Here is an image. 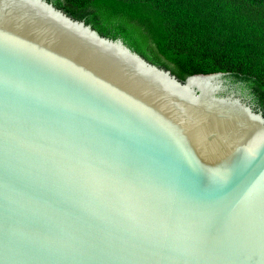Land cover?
Here are the masks:
<instances>
[{"label":"water","instance_id":"obj_1","mask_svg":"<svg viewBox=\"0 0 264 264\" xmlns=\"http://www.w3.org/2000/svg\"><path fill=\"white\" fill-rule=\"evenodd\" d=\"M49 0H0V264H264V116Z\"/></svg>","mask_w":264,"mask_h":264},{"label":"trees","instance_id":"obj_2","mask_svg":"<svg viewBox=\"0 0 264 264\" xmlns=\"http://www.w3.org/2000/svg\"><path fill=\"white\" fill-rule=\"evenodd\" d=\"M179 79L227 74L264 116V0H49Z\"/></svg>","mask_w":264,"mask_h":264},{"label":"rangeland","instance_id":"obj_3","mask_svg":"<svg viewBox=\"0 0 264 264\" xmlns=\"http://www.w3.org/2000/svg\"><path fill=\"white\" fill-rule=\"evenodd\" d=\"M229 83H230V81H229ZM242 86V85H241ZM240 86V84L239 83H236L235 85L234 84H232V83H230V87H231V89L232 90H230V88L228 89V92H233L234 94H236V95H238V96H240L241 97V95H242V93H241V91L243 92V93H245L246 94V92H249L247 89H243L242 87ZM241 94V95H240ZM248 99V97L246 98V99H244V100H247ZM250 104V103H249ZM250 106L254 109V110H256L255 109V107L252 105V104H250Z\"/></svg>","mask_w":264,"mask_h":264},{"label":"flooded vegetation","instance_id":"obj_4","mask_svg":"<svg viewBox=\"0 0 264 264\" xmlns=\"http://www.w3.org/2000/svg\"><path fill=\"white\" fill-rule=\"evenodd\" d=\"M241 93H242V95L240 94L241 97H242L243 99H246V98L248 97V99L245 100V101H247L248 103L252 104V105L255 107L256 111H259V109L256 108L257 105L252 101L251 96H250V93H249V92H246V94H245V93H243L242 91H241Z\"/></svg>","mask_w":264,"mask_h":264},{"label":"clouds","instance_id":"obj_5","mask_svg":"<svg viewBox=\"0 0 264 264\" xmlns=\"http://www.w3.org/2000/svg\"><path fill=\"white\" fill-rule=\"evenodd\" d=\"M132 49V48H131ZM134 50V49H133ZM135 51V50H134ZM139 54V53H138ZM143 57V56H142ZM144 58V57H143ZM144 59H146V58H144ZM147 60V59H146ZM148 61V60H147ZM150 62V61H149ZM151 63H153V64H156V63H154V62H151ZM156 65H158V64H156ZM158 66H162V67H164V68H166V69H168L167 67H165V66H163V65H158ZM170 72H171V70L170 69H168ZM172 73V72H171ZM173 74V73H172ZM214 74V73H213ZM174 75V74H173Z\"/></svg>","mask_w":264,"mask_h":264}]
</instances>
